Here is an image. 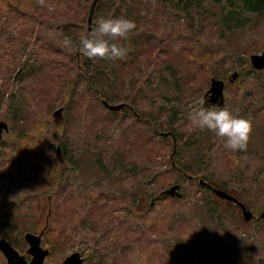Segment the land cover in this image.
<instances>
[{"label": "rangeland", "instance_id": "1", "mask_svg": "<svg viewBox=\"0 0 264 264\" xmlns=\"http://www.w3.org/2000/svg\"><path fill=\"white\" fill-rule=\"evenodd\" d=\"M91 1L0 0V121L8 128L0 140V224L7 219L0 238L24 255V234L39 233L47 218L42 247L50 254L45 262L59 264L74 252L84 256L82 240L66 242L67 231L61 235L72 210L71 202L65 204V191L73 188V202H79L81 213L97 193L102 196L94 216H100V224L111 233L106 264L264 263V220L259 219L264 210V101L254 95V85L264 82V69L255 74L250 66L251 55L264 51V19L229 15L226 7L211 0H192L189 5L185 0H147L149 14L138 27L149 37L144 54L172 66L157 69L146 58L135 78L118 82L127 100H106L127 106L112 115L75 68L71 53L80 49H72V39L59 30L69 26L70 35L80 42L87 33ZM105 12L106 7L99 17ZM234 71L239 76L228 84ZM179 75L185 80L177 81ZM211 78L225 84L223 106L251 118L242 151L226 148L224 138L201 130L191 117ZM130 86L139 90L133 91V99ZM58 108L61 120L52 117ZM157 117L161 132L173 130L179 137L172 160V139L153 135ZM106 139L112 147L100 153ZM58 144L64 149L56 161ZM116 154L125 163L117 170L111 162ZM171 166L189 169L191 178ZM116 173L122 176L120 192L104 195L109 176ZM204 177L209 185L231 192L254 219L245 222L239 208L200 187ZM67 182L75 184L67 188ZM174 184L180 185L181 200L159 198ZM75 225L76 220L69 231ZM87 230L91 261L99 231L93 225ZM0 264H6L1 254Z\"/></svg>", "mask_w": 264, "mask_h": 264}, {"label": "trees", "instance_id": "2", "mask_svg": "<svg viewBox=\"0 0 264 264\" xmlns=\"http://www.w3.org/2000/svg\"><path fill=\"white\" fill-rule=\"evenodd\" d=\"M92 1H91V4H92ZM178 1H182V0H178ZM191 1L192 0H185V4L186 5L191 4ZM211 1L213 3H216V4H220V5L222 4L224 7H226L229 10V13H230L229 15L237 14V13H246V14H250L256 18L264 19V0H211ZM146 2H147V0H98L96 6L94 8L91 30L95 28L97 18L99 17V15H101V12H102L103 8H105V7H106V12L104 13V17H106L107 13L112 12L111 17L123 16V17H126L127 19L135 21L136 28L128 35L127 38L117 37L115 39V41H113V42H117V43L121 44L122 46H124L127 49V54L122 59H106V58H100V57H95V58L90 59V58L84 56L81 52L76 51L77 49H80V42L78 41L79 40L78 37L70 35L72 32H71V30H70V32H68L69 26L62 25L61 28L59 29V30H61L62 33H64L66 35L67 39H69V38L72 39L71 43L74 45V47H72V49H74L76 51L75 53L74 52L71 53V56L74 59V60L72 59V61L75 63V66H76L75 68H77L80 76L87 80L86 82H88V87L94 91V94L100 95L104 99L102 101H106V100H108V101H111V100L112 101H120V100H125V99L127 100L128 96L125 94V92L121 91V88H120L118 82L123 80L122 78H130V77L135 78V74L141 72V70H139V68L142 67L144 61H147L148 58H149L148 64H154L157 67V69L159 66L162 65V67H163L165 64L167 66H169V68H171L170 66H172L168 60L164 59L163 63L158 62V61H153V58L151 56H149V54H144L145 52L148 53V50H145L144 49L145 47H143V45H145L149 42V37L145 33H140L138 31V27L141 25L139 20L146 18L149 14V10L147 9ZM91 4H90V6H91ZM89 11H90V7H89ZM89 11H88V15H89ZM126 45H128V47H126ZM211 63L214 64L213 66L216 65V62L213 60L211 61ZM125 69H128V70L126 71ZM173 71L176 72L175 69H173ZM27 72H28V70H26V73ZM253 72L255 74L261 73L259 71H254V70H253ZM124 76H126V77H124ZM176 77H177V79H176L177 81L185 80V78H183V76H181V75L176 76ZM211 79H216V78H211ZM259 79L260 78H257V80H259ZM219 80H221V79H219ZM94 89H97V91H95ZM184 90H189V87L184 88ZM127 91H130L131 93H133V91L139 92V90L135 86H130L129 90H127ZM180 91L182 93L183 88L180 89ZM74 93L76 95V91ZM254 95L257 98H260V101H264V82H258L257 84L254 85ZM77 96H80V95H77ZM182 96H183V94H182ZM133 98H135L134 93H133L132 99ZM183 99H185L184 96H183ZM1 101H2V95H0V102ZM121 104H123V103H121ZM116 113L117 112H111L110 111V114H112V115H115ZM157 119H158V117L153 119V121L156 122ZM155 124H154V127L155 126L156 127L154 129V134H153L154 136L157 137V135H158L159 138H161L163 140L164 138H167V137L161 136V134L167 133L168 137H170L172 139V141H173V139L176 140L177 138H179L178 135L176 134V132H174L173 130L172 131L168 130L167 132H165V131L161 132L160 128H162V126L160 125V123L156 122ZM149 140H150V136H149ZM109 142H110V140L106 139L103 141L102 146H100V147L98 146L100 153L109 152V149H111V147H112V146L108 145ZM147 142H151V141H147ZM61 147L62 146H60V148ZM62 148L64 149V147H62ZM62 148H61V151H62ZM88 148H89V146H88ZM171 155L174 156L175 152L173 154L171 152ZM171 155H170V157H171ZM102 160H104V159H102ZM169 160H170V158H169ZM99 161H101V160H99ZM111 162H113V164H114L113 167L116 170L118 169V165L125 164L124 158L118 154H116L115 156H113L111 158ZM102 163H103V161H102ZM171 168L173 170H175L179 175H182L184 177H189L187 179L191 178V175L187 174L189 169H187V168L177 169V168L172 167V166H171ZM150 172L153 173L154 172L153 169H150L149 173ZM117 174L118 173H116V176H109L110 178H108V182H107L109 184V188L106 189V191L104 192V195L109 196V193H111V192H114V194L120 192L118 185L122 181V176L117 175ZM140 174H141V178H142L144 176V173L142 170H139V175ZM73 179H76V178L73 177ZM204 179H206V178L204 177L201 180L205 181ZM140 181H142V180H140ZM74 182H75V180H74ZM74 182L72 183V185L75 184ZM72 185H70L67 182L66 185H64V186L68 188ZM61 187H63V184L61 185ZM68 189H69V191H67V190L65 191L67 193L65 195L66 197H64V200L66 201L65 204H67V205H68V202L72 203V210H70L68 212V217L66 218V222L64 224V227L62 228V231H61L62 237H63L64 233L67 231V233H66L67 235L64 236L66 242L72 241V240L79 242L80 240H82L80 243L84 247L83 248L84 250L82 251V252H84V256H82L83 255L82 253H80V255H81V257H83L85 259L84 264H106L107 257L109 256V253L111 251L109 249V245H108V243H109L108 239H109L111 233H110V230L107 229V227H104L103 225L100 224V218L101 217L100 216L99 217L94 216L95 206H97V203L100 202L99 200H100V197H102V196H99L97 193L95 196L96 199L91 201L90 204H89L90 200L88 201V204L91 207L89 209L88 208L85 209L81 213L77 208V204L79 202H76V201H75V203L73 202V200H74L73 188H68ZM112 196L114 199H118L117 195L115 197H114V195H112ZM158 196H159V198L162 197L160 194H158ZM55 199H56V210H59L57 208V205H61V204H60V199H59L57 194L55 195ZM111 199H112V197H111ZM110 200H105L104 203H106V202L110 203ZM152 204H153V202H151V205ZM86 205H83L82 209H84ZM63 212L67 213V210H65ZM5 216L6 215L4 214V216H2V217H5ZM75 220H76V225L74 226L73 229H71L69 231V228L73 227ZM182 221L183 220H181V222ZM6 225H7V219L2 218V223L0 224V228H2V227L5 228ZM92 225H93V230L98 229L99 236L96 237L92 242L94 244V251H95V253L93 252L94 253L93 254L94 260L89 261V259H88V230L87 229H88V227H92ZM81 228H83V230H84V232H82V233H81ZM47 229H48V227H47ZM47 229L45 230L44 235L48 232ZM137 229H138L137 233L139 235H141L140 227ZM44 235L42 237V239H43L42 241L45 240ZM42 241H41V245H42ZM138 241H139V239H138ZM193 262L194 261H192L191 263L195 264ZM112 264H119V263L114 262Z\"/></svg>", "mask_w": 264, "mask_h": 264}, {"label": "clouds", "instance_id": "3", "mask_svg": "<svg viewBox=\"0 0 264 264\" xmlns=\"http://www.w3.org/2000/svg\"><path fill=\"white\" fill-rule=\"evenodd\" d=\"M136 28V23L126 17H98L96 26L81 37L80 52L88 58L122 59L127 49L115 41L117 37L127 38ZM209 104L201 98L199 107L191 113L193 121L203 130L213 131L224 138V146L232 151L247 147L251 131V118L234 114L226 106Z\"/></svg>", "mask_w": 264, "mask_h": 264}, {"label": "water", "instance_id": "4", "mask_svg": "<svg viewBox=\"0 0 264 264\" xmlns=\"http://www.w3.org/2000/svg\"><path fill=\"white\" fill-rule=\"evenodd\" d=\"M98 0H93L92 4L90 6L89 15L87 18V33L91 31L92 28V19L94 14V8L97 4ZM250 66L255 71H261L264 69V51L261 54L251 55L250 57ZM239 74L238 72L234 71L230 74L228 77V83L233 84L235 80L238 78ZM224 82L222 80L217 79H211L210 80V86L207 92L205 93V96H209L210 98H213V100L208 102H211V104H216L223 106V89H224ZM102 105L111 112H118L120 110H124L127 106L125 104H117V105H110L106 101H102ZM52 117L57 120L62 119V108H58L53 114ZM8 128L7 124L0 121V140L2 139V134L7 133ZM161 136L168 137V134H161ZM173 149L172 154L175 152V139H173ZM62 155V151L60 146H56L55 149V157L54 159L58 161L60 159V156ZM170 159H173V156L171 155ZM172 165H174L172 163ZM200 187H204L206 184L205 181L199 180L198 181ZM180 185L174 184L170 186L168 189L163 190L160 192L161 196H167L170 198H176L181 199L182 194L179 192ZM217 196L220 199L233 201L240 205L242 210V217L245 222H248L252 219V214L250 211L246 209V207L241 204L239 201H237L235 198L230 196L228 193L224 191H215ZM50 211V210H49ZM264 218V212H262L259 215V219ZM47 218H46V224L44 228L37 234L33 233H25L23 236V240L28 245V249L26 250L24 255H20L15 248H13L10 243L4 239L0 238V254L5 259L6 264H47L45 262V259L49 256L50 251L47 248L42 247L41 241L42 237L45 233V230L47 229ZM29 256V260H27V257ZM85 259L81 257L79 252L71 253L70 255L66 256L59 264H84Z\"/></svg>", "mask_w": 264, "mask_h": 264}, {"label": "flooded vegetation", "instance_id": "5", "mask_svg": "<svg viewBox=\"0 0 264 264\" xmlns=\"http://www.w3.org/2000/svg\"><path fill=\"white\" fill-rule=\"evenodd\" d=\"M228 81V80H227ZM203 99H205L206 101L207 100H213V98H210L209 96H205V97H203ZM211 104V102H209V104L208 105H210ZM216 105H217V103H216ZM126 108H124V110H125ZM206 182V181H205ZM263 182H264V177H263ZM206 184L207 185H205L203 188H205L206 190H208L214 197H218L217 196V194L215 193V191H224V192H226V193H228L230 196H232L233 198H235L234 196H233V194H231V192H228L226 189H224V188H222L221 186H215V185H209V183L208 182H206ZM219 198V197H218ZM220 199V198H219ZM237 201H239L241 204H242V202L240 201V200H238L237 198H235ZM220 200H222L223 202H226V203H230L232 206H235V207H237V208H239L240 209V212H241V215H242V210H241V207H240V205L239 204H237V203H235V202H233V201H228V200H224V199H220ZM247 209V208H246ZM262 212H264V210L262 211ZM261 212V213H262ZM260 213V214H261ZM252 214V213H251ZM259 214V215H260ZM243 218V217H242ZM254 219V217H253V215H252V219L250 220V221H252ZM257 220V219H256ZM260 220H264V218H261ZM249 222V221H248ZM27 260H29V259H27ZM259 264H264V263H262V262H259Z\"/></svg>", "mask_w": 264, "mask_h": 264}]
</instances>
